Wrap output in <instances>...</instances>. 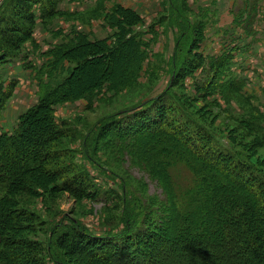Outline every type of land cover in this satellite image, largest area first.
<instances>
[{"label": "trees", "instance_id": "16d2710c", "mask_svg": "<svg viewBox=\"0 0 264 264\" xmlns=\"http://www.w3.org/2000/svg\"><path fill=\"white\" fill-rule=\"evenodd\" d=\"M62 1L2 3L0 68L18 59L26 43L35 42L38 21L54 18ZM173 1V15L168 18L179 31L169 85L158 95L98 122L100 127L90 131L96 136L91 139L88 133L84 137L82 151L97 163L89 148L97 152L104 140L110 147L137 157L164 183L167 198L158 208L142 201L133 209L130 204L134 201L127 199L136 195L129 192L126 178L122 196L114 189L103 191L90 172L74 161L71 150L53 148L75 133L69 121L56 118L58 104L79 99L93 103L106 88L118 91L127 87L139 77L149 57L150 45L145 46L136 33L127 37L121 32L114 42H92L78 35L76 43L55 47L47 55L48 63L37 72L43 92L39 102L20 116L16 129L0 132V264H47L48 260L73 264L68 260L71 257L77 264H143L142 257L148 259L145 264H264V169L243 158L242 153L218 148L215 135L173 90L208 59L218 74L225 67L224 58L233 56L226 52L217 58L205 57L199 50L204 23L193 25ZM123 13L133 21L138 19L130 11ZM112 22L116 25L120 19ZM89 65L94 68L91 75H85L86 85L77 83L74 75L79 72L83 77ZM98 65L103 67L98 69ZM58 72H67V76L51 86L48 80ZM235 84L240 88L230 90L242 92V83ZM16 87L17 82L7 83L0 70V116ZM178 165H185L193 174L186 188L173 178L171 169ZM46 176L56 182L58 191L77 198H120L123 227L118 224L113 226L117 232L98 235L69 215L60 214L56 223L42 222L39 215L19 208L25 201L20 193L44 188ZM38 223L50 228L45 232L46 246L24 236L27 231L36 232Z\"/></svg>", "mask_w": 264, "mask_h": 264}, {"label": "rangeland", "instance_id": "374dc122", "mask_svg": "<svg viewBox=\"0 0 264 264\" xmlns=\"http://www.w3.org/2000/svg\"><path fill=\"white\" fill-rule=\"evenodd\" d=\"M4 1L0 0V9ZM173 2L191 19L193 25L201 21L204 23L203 42L199 50L205 57L217 58L226 52L233 56L232 59L224 58L225 67L218 74L211 69L208 59L205 66L187 77L182 85H175L174 92L184 98L190 110L202 120L205 129L215 135L218 148L242 153L245 155L243 158H249L264 169V0ZM227 5H231L230 15L234 22L227 29L219 28V21L223 20L220 9ZM58 11L48 22H41V34L34 36V43L24 45L18 59L0 68L5 71L4 75L10 68L17 78L12 79L17 82L15 94L0 116V132L16 129L20 116L39 102L43 92L38 86L37 72L46 66L49 61L47 55L53 53L55 47L67 46L71 41L76 43L78 35L92 42H114L121 32L127 37L136 33L145 46L150 45L149 57L139 77L121 90L107 91L106 88L104 93L93 98V103L79 99L58 104L55 107L56 118L69 121L75 133L74 137H66L53 144V148L65 152L71 150L74 161L90 172L103 191L114 189L117 195L122 196L123 178H126L129 192L133 190L136 195L134 198L129 195L127 199L134 201L130 204L133 209L142 201H149L158 208L161 201L167 198L165 185L143 166L142 160L116 150L114 146L110 147L104 140H101L97 152L92 146L89 148L97 163L83 156L82 151L84 137L98 122L158 95L169 85L170 61L176 50L179 31L168 18L173 15L171 0H63ZM123 11L134 13L138 19L134 18L133 21ZM113 18L120 19V22L115 25ZM161 18L165 20L162 22ZM126 60L123 59L124 64ZM99 67L101 69L103 66ZM93 68L89 65L88 73L83 77L80 75L81 78L77 72L74 80L86 85L88 77L85 75H91ZM65 76L67 72H58L48 83L54 86ZM237 81L243 85L240 93L230 90L238 87L235 84ZM46 89L44 86L45 92ZM90 136L92 139L96 134L90 133ZM171 171L179 186L186 188L192 183L193 174L185 165L175 166ZM45 180V187L38 189L41 191L20 193L25 201L20 203L19 208L25 207L39 215L42 222L56 223L54 221L62 214L69 215L98 235L117 232L113 226L118 224L120 228L123 227L120 198L101 195L96 200L81 199L69 192L58 191L56 182L49 177L46 176ZM24 222L27 223L26 219ZM38 226L36 232L27 231L24 236L37 239L46 246L48 237L45 232H49L50 228L40 223ZM71 258L68 260L77 264L78 261ZM147 261L142 257L141 263ZM47 264L55 263L48 260Z\"/></svg>", "mask_w": 264, "mask_h": 264}, {"label": "crops", "instance_id": "0c3cea01", "mask_svg": "<svg viewBox=\"0 0 264 264\" xmlns=\"http://www.w3.org/2000/svg\"><path fill=\"white\" fill-rule=\"evenodd\" d=\"M2 5V4H1ZM215 9L217 8V7H214ZM220 9V8H219ZM230 9H231V5L230 6H228L227 5V7H225V8H221L220 10L222 11V14H221V17H223V20H220L219 21V24L220 25H218V27L220 28H223V29H227L229 26H231L232 24H233V22H234V19L233 18H231V13H230ZM41 22L42 21H38V23H37V27H36V30H35V37L37 36H39L41 33H40V29H41ZM221 32H223V31H221ZM45 34H47V33H45ZM224 39H222V41H223ZM2 71V74H3V72H5L3 69L1 70ZM13 70H10V68H8V70H7V73L4 75L3 74V77H4V79L7 81V82H9L10 80H12V79H17L14 75H13Z\"/></svg>", "mask_w": 264, "mask_h": 264}]
</instances>
